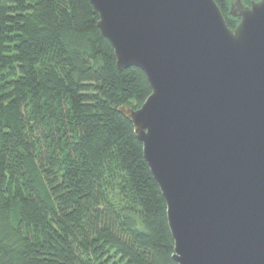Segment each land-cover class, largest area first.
<instances>
[{"label": "trees", "instance_id": "trees-1", "mask_svg": "<svg viewBox=\"0 0 264 264\" xmlns=\"http://www.w3.org/2000/svg\"><path fill=\"white\" fill-rule=\"evenodd\" d=\"M230 28L234 0H215ZM253 0H241L249 5ZM89 0H0V264H177L118 69Z\"/></svg>", "mask_w": 264, "mask_h": 264}, {"label": "water", "instance_id": "water-1", "mask_svg": "<svg viewBox=\"0 0 264 264\" xmlns=\"http://www.w3.org/2000/svg\"><path fill=\"white\" fill-rule=\"evenodd\" d=\"M118 69L150 93L116 109L166 204L177 264H264V0H89Z\"/></svg>", "mask_w": 264, "mask_h": 264}, {"label": "rangeland", "instance_id": "rangeland-1", "mask_svg": "<svg viewBox=\"0 0 264 264\" xmlns=\"http://www.w3.org/2000/svg\"><path fill=\"white\" fill-rule=\"evenodd\" d=\"M245 5V4H244Z\"/></svg>", "mask_w": 264, "mask_h": 264}]
</instances>
